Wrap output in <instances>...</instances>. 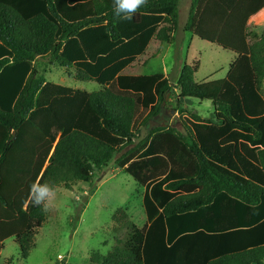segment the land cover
<instances>
[{"label":"trees","instance_id":"16d2710c","mask_svg":"<svg viewBox=\"0 0 264 264\" xmlns=\"http://www.w3.org/2000/svg\"><path fill=\"white\" fill-rule=\"evenodd\" d=\"M181 0H148L131 20L113 0H0V261L13 238L26 259L46 212L28 199L40 178L92 183L114 160L144 187L143 226H124L95 264H264V0H192L186 32L234 52L224 78L198 82L185 62L176 87L182 127L139 121L163 114V71L125 74L153 41L169 42ZM96 81L87 91L48 80L46 63ZM208 100L203 117L185 100ZM147 114V115H145ZM118 155L116 158L115 155Z\"/></svg>","mask_w":264,"mask_h":264},{"label":"rangeland","instance_id":"374dc122","mask_svg":"<svg viewBox=\"0 0 264 264\" xmlns=\"http://www.w3.org/2000/svg\"><path fill=\"white\" fill-rule=\"evenodd\" d=\"M192 0H181L179 13L172 19V38L169 42L154 39L146 53L130 67L125 74H151L163 71L172 81L173 91L169 93L163 105V114L169 115L167 120L159 121L162 113L150 118L148 126L139 121L136 129L138 138L145 136L156 126H178L181 128V109L177 102V80L185 62L200 63L195 74L198 82L224 78L237 55L229 50L203 41L192 33L184 30ZM264 10L259 12L252 26L259 32L264 30ZM260 23V26L257 24ZM46 63L48 80L81 88L87 91L100 89L96 81H81L75 78L74 69H66L50 62V56L39 58L37 63ZM264 94V87L262 90ZM201 116H213L210 101L185 100ZM147 115V114H145ZM116 154L114 157L116 158ZM92 183L77 182L71 188L59 185V194L55 207L46 212V220L35 236V246L30 255L24 259L19 245L13 238L4 243L0 264H58L59 260L67 259L69 264H95L91 257L94 253L107 254L123 237L124 226L113 219L117 209L123 208L131 220L140 226L146 222V214L142 197L144 187L114 160L106 168L95 173Z\"/></svg>","mask_w":264,"mask_h":264},{"label":"clouds","instance_id":"9594fccd","mask_svg":"<svg viewBox=\"0 0 264 264\" xmlns=\"http://www.w3.org/2000/svg\"><path fill=\"white\" fill-rule=\"evenodd\" d=\"M148 0H113V14L121 20H131L141 7H145ZM59 187L48 182L41 183L40 178L30 185L29 201L42 211L49 212L56 205Z\"/></svg>","mask_w":264,"mask_h":264},{"label":"crops","instance_id":"0c3cea01","mask_svg":"<svg viewBox=\"0 0 264 264\" xmlns=\"http://www.w3.org/2000/svg\"><path fill=\"white\" fill-rule=\"evenodd\" d=\"M263 10H264V8H263L261 11H263ZM261 11H259V12H261ZM259 12H258V13H259ZM258 13L251 17L250 22H252L254 19H255V20L257 19V15H258ZM262 15H264V14H262ZM257 25L260 26V23L257 24ZM255 29L258 31L257 28H255ZM258 32H259V31H258ZM153 40H154V39H153ZM150 44H151V43H150Z\"/></svg>","mask_w":264,"mask_h":264},{"label":"flooded vegetation","instance_id":"af4514ba","mask_svg":"<svg viewBox=\"0 0 264 264\" xmlns=\"http://www.w3.org/2000/svg\"><path fill=\"white\" fill-rule=\"evenodd\" d=\"M163 111V110H162ZM163 115V117L162 118H159L158 120L159 121H161V120H167L168 119V117H169V115H167L166 113L165 114H162Z\"/></svg>","mask_w":264,"mask_h":264},{"label":"built area","instance_id":"2783aa9c","mask_svg":"<svg viewBox=\"0 0 264 264\" xmlns=\"http://www.w3.org/2000/svg\"><path fill=\"white\" fill-rule=\"evenodd\" d=\"M58 264H69L67 259L59 260Z\"/></svg>","mask_w":264,"mask_h":264},{"label":"water","instance_id":"95a60500","mask_svg":"<svg viewBox=\"0 0 264 264\" xmlns=\"http://www.w3.org/2000/svg\"><path fill=\"white\" fill-rule=\"evenodd\" d=\"M168 96H169V94H168ZM168 96H167V99H168Z\"/></svg>","mask_w":264,"mask_h":264}]
</instances>
